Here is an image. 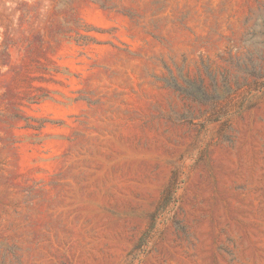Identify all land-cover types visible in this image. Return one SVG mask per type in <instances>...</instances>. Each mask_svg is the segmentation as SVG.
<instances>
[{
  "label": "rangeland",
  "instance_id": "374dc122",
  "mask_svg": "<svg viewBox=\"0 0 264 264\" xmlns=\"http://www.w3.org/2000/svg\"><path fill=\"white\" fill-rule=\"evenodd\" d=\"M259 32L264 0H0V264H264Z\"/></svg>",
  "mask_w": 264,
  "mask_h": 264
},
{
  "label": "trees",
  "instance_id": "16d2710c",
  "mask_svg": "<svg viewBox=\"0 0 264 264\" xmlns=\"http://www.w3.org/2000/svg\"><path fill=\"white\" fill-rule=\"evenodd\" d=\"M260 39L258 41V47L255 49V56H256V61L254 63H251V68H252V74L255 78V82L252 84L253 90L257 92H262L264 94V32H259L257 34ZM177 178V175L173 176V184H170L162 193H161V198L159 201V206H158V211H164L166 208L167 204L169 203L172 194L175 191V180ZM152 226L156 222V218H152Z\"/></svg>",
  "mask_w": 264,
  "mask_h": 264
}]
</instances>
